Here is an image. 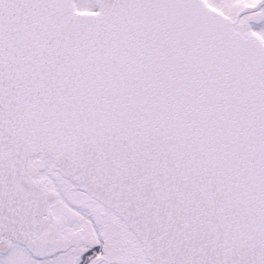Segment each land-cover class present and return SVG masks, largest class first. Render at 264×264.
<instances>
[{
    "label": "snow or ice",
    "instance_id": "1",
    "mask_svg": "<svg viewBox=\"0 0 264 264\" xmlns=\"http://www.w3.org/2000/svg\"><path fill=\"white\" fill-rule=\"evenodd\" d=\"M0 264H264V0H0Z\"/></svg>",
    "mask_w": 264,
    "mask_h": 264
}]
</instances>
